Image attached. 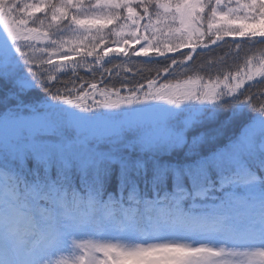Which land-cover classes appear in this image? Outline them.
Masks as SVG:
<instances>
[{
    "label": "snow or ice",
    "instance_id": "obj_1",
    "mask_svg": "<svg viewBox=\"0 0 264 264\" xmlns=\"http://www.w3.org/2000/svg\"><path fill=\"white\" fill-rule=\"evenodd\" d=\"M257 45L264 0H0V264H264Z\"/></svg>",
    "mask_w": 264,
    "mask_h": 264
},
{
    "label": "trees",
    "instance_id": "obj_2",
    "mask_svg": "<svg viewBox=\"0 0 264 264\" xmlns=\"http://www.w3.org/2000/svg\"><path fill=\"white\" fill-rule=\"evenodd\" d=\"M217 51L222 52L223 50H217ZM251 57H255V59L253 60V67L258 68L261 58L264 57V46L257 45L254 49L246 48L245 51L241 53L240 57L237 58L235 61L233 59H227V64L230 66L228 70L235 71L236 64H239L240 68L243 69L245 59L251 58ZM224 59L226 58L223 55L205 53L203 56L200 57L199 60H197V65H200L201 63H203L206 66L209 62H213L219 65V62ZM108 66L112 67V65H108ZM140 67H144V65H140ZM126 68H127V65H122L120 69L121 76L124 75ZM80 74L82 76H86V77L88 76L86 69H82L80 71ZM189 74L196 75V74H203V73H199L198 68H197L196 70L190 72ZM215 74L216 73L214 72L213 75ZM175 78L184 79L186 77L183 73H177ZM116 82H117L116 80H113V83H116Z\"/></svg>",
    "mask_w": 264,
    "mask_h": 264
},
{
    "label": "rangeland",
    "instance_id": "obj_3",
    "mask_svg": "<svg viewBox=\"0 0 264 264\" xmlns=\"http://www.w3.org/2000/svg\"><path fill=\"white\" fill-rule=\"evenodd\" d=\"M115 63H120V61H119V60H117Z\"/></svg>",
    "mask_w": 264,
    "mask_h": 264
}]
</instances>
